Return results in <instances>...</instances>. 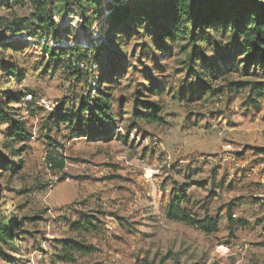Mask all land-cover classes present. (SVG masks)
<instances>
[{"label":"rangeland","instance_id":"374dc122","mask_svg":"<svg viewBox=\"0 0 264 264\" xmlns=\"http://www.w3.org/2000/svg\"><path fill=\"white\" fill-rule=\"evenodd\" d=\"M108 8L105 24L95 30L99 42L109 30ZM69 14L53 18L60 30L64 23L71 29L58 41L46 32L39 39L24 33L0 40V87L20 98L9 106L28 133L23 144L9 139L10 125L0 117V150L20 165L0 167V217L21 222L16 242L0 244V264H264V95H250V87L226 89L230 82L264 84V75L246 71L241 56L233 61L229 48L241 50V44L224 31L201 35L208 56L220 61L216 73L206 70L214 90L225 88L217 98L184 85L186 42L160 48L146 32L128 37L122 31L119 43L106 35L113 50L104 49L103 63L85 61L81 75H70L64 65L54 71L44 50L69 48L74 55L82 19L75 7ZM29 16L28 7H0V19L8 22ZM150 87L162 97L145 101L160 106L165 123L139 122L130 130L134 99L138 93L147 97ZM98 90L112 96L115 122L106 127L114 137L70 141L71 129L58 117L77 113L90 92L94 102ZM181 93L187 101L173 98ZM49 153L65 158L63 172L48 167ZM186 185L190 200L183 206L192 216L218 218L217 233L171 221L163 212ZM85 216L95 219L94 228L72 231L70 222ZM65 240L96 251L62 262Z\"/></svg>","mask_w":264,"mask_h":264},{"label":"trees","instance_id":"16d2710c","mask_svg":"<svg viewBox=\"0 0 264 264\" xmlns=\"http://www.w3.org/2000/svg\"><path fill=\"white\" fill-rule=\"evenodd\" d=\"M107 4L109 8L106 10V22L109 25V30L99 42L94 36L95 30L100 24H105L101 20L105 12L103 7ZM0 7L10 12L17 7H28L30 10V16L22 20L17 17H13L9 22L0 19V25L4 28V30H0V40L3 41L7 40V35L24 33L39 39L40 36L37 35H42L39 33L43 32L52 35L55 41H58L59 35L68 36L71 29L65 27L66 23H64L60 30L53 19L54 16L59 15L64 20L70 16L69 9L71 7H75L81 13L82 21L78 24L80 34L78 40L76 38V46L71 50L74 55H68L69 48L58 50L44 46V50L49 54L50 66L54 71L64 65L70 75L79 76L82 72L79 64L85 61L102 64L104 49L109 52L113 50L109 46L112 42L107 40L106 35H112L113 40L119 43L122 39L118 36L122 31L128 37L132 32L137 34L146 32L153 37L154 45L160 48H163L168 42H186L185 50L187 52L184 53L187 54L182 61L183 69L186 72L184 85L191 83L189 91H202L203 96L213 93L214 98H217L223 95L225 88L214 90L206 70L216 73L220 61L215 62L208 56L206 48L203 46L204 38L201 35L224 31L230 33L234 38V43H239L242 47L241 50L235 47L229 48L233 61L241 56L243 58L240 63L246 71L256 69L264 75V0H142L134 5L128 0H109V2L107 0H6L0 4ZM90 9L98 11L90 13ZM67 56L68 59H66ZM101 82L102 80L99 84ZM249 87L250 95L256 94L257 97H263V83L230 82L226 85L229 93H233L236 88L246 90ZM1 89L6 88L0 87V95L2 94L0 96V117L3 123L10 125L9 139L23 144L28 139L27 130L24 122L16 121L9 106L11 102L20 101V98H13L12 93ZM158 91V87H150L147 90V97L145 94H137L128 129H137L139 122L151 125L165 123L160 106L145 101V99L150 100L153 96L156 99L161 98L162 94L156 95ZM97 93L94 102H90L93 99L91 92L87 101L82 98L84 101L79 109L74 110L77 113L58 117L60 126L66 125L71 129L70 141L80 138H87L90 141L99 138L108 140L114 137L113 133L107 130L108 125L115 122L112 114V96L102 90H98ZM173 98L187 101L184 93ZM6 99H9V103H3ZM253 106L257 107V101L253 102ZM114 129L116 130V127ZM109 135L110 137H108ZM47 139L49 140V138ZM50 142L52 140H49ZM18 153L12 150L14 157L18 156ZM14 163L0 150V167L2 169L7 171L18 169L20 165L15 167ZM46 164L53 172H63L66 168L65 158L55 153L47 155ZM188 188L189 186H184L169 202L167 218L174 222L187 223L208 235L217 233L219 230L218 218H212L208 214L203 218L192 216L183 206L190 200L187 196ZM230 209L232 210L231 207ZM229 214V223L232 224L231 211ZM85 217L87 218L70 222L72 231H85L87 227L94 228L95 219L88 218L89 216ZM19 225L21 222L13 223L12 219L7 216L0 217V244L9 246L11 243H15L17 238L15 229ZM94 251H96L94 246L81 244L74 240H65L58 259L62 262H73L77 255L87 256Z\"/></svg>","mask_w":264,"mask_h":264},{"label":"crops","instance_id":"0c3cea01","mask_svg":"<svg viewBox=\"0 0 264 264\" xmlns=\"http://www.w3.org/2000/svg\"><path fill=\"white\" fill-rule=\"evenodd\" d=\"M108 137H110V135H109ZM97 140H99V141H102V140H103V141H104V140H106V139H100V138H99V139H97ZM97 140H94V141H97ZM73 141H78V139H74ZM167 206H168V205H164V206H163V212H165V210H167Z\"/></svg>","mask_w":264,"mask_h":264},{"label":"built area","instance_id":"2783aa9c","mask_svg":"<svg viewBox=\"0 0 264 264\" xmlns=\"http://www.w3.org/2000/svg\"><path fill=\"white\" fill-rule=\"evenodd\" d=\"M124 132V130H123V128H121V127H119L118 129H117V133H123ZM57 181H55V183H56ZM54 186L53 185H51L50 186V188L52 189Z\"/></svg>","mask_w":264,"mask_h":264}]
</instances>
